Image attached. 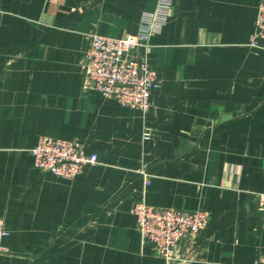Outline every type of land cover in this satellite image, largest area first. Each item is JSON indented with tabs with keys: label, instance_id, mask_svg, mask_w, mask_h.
Returning a JSON list of instances; mask_svg holds the SVG:
<instances>
[{
	"label": "crops",
	"instance_id": "0c3cea01",
	"mask_svg": "<svg viewBox=\"0 0 264 264\" xmlns=\"http://www.w3.org/2000/svg\"><path fill=\"white\" fill-rule=\"evenodd\" d=\"M157 1L0 0V264H254L264 252L260 0H171L149 39L159 83L145 114L83 88L90 34L135 33ZM43 135L98 162L73 178L38 169ZM138 201L209 219L167 260L141 242Z\"/></svg>",
	"mask_w": 264,
	"mask_h": 264
},
{
	"label": "built area",
	"instance_id": "2783aa9c",
	"mask_svg": "<svg viewBox=\"0 0 264 264\" xmlns=\"http://www.w3.org/2000/svg\"><path fill=\"white\" fill-rule=\"evenodd\" d=\"M171 7V0H158L153 11L142 14L135 33L120 37L90 34L81 62L84 90L98 91L121 106L147 113L152 106V91L159 83L155 68L146 60L151 51L149 39L166 23ZM255 23L252 46L264 50V0L259 2ZM138 48L143 51L142 58L133 55ZM149 135L144 130L143 138ZM30 151L36 168L62 178H73L86 165L98 162L97 154L86 152L79 142L47 135L40 136ZM141 175L147 184V172L141 171ZM261 199L264 211V191ZM132 212L141 242L150 244L157 255L167 260L174 259V250L181 240L194 238L209 219L205 210L157 207L144 201L135 202ZM7 234L4 218L0 216V251ZM254 264H264V252Z\"/></svg>",
	"mask_w": 264,
	"mask_h": 264
},
{
	"label": "water",
	"instance_id": "95a60500",
	"mask_svg": "<svg viewBox=\"0 0 264 264\" xmlns=\"http://www.w3.org/2000/svg\"><path fill=\"white\" fill-rule=\"evenodd\" d=\"M201 122V121H200ZM199 124H201V123H199ZM199 129V128H198Z\"/></svg>",
	"mask_w": 264,
	"mask_h": 264
}]
</instances>
